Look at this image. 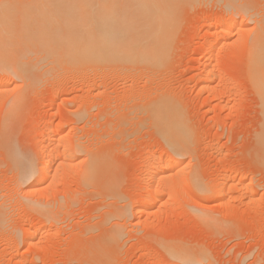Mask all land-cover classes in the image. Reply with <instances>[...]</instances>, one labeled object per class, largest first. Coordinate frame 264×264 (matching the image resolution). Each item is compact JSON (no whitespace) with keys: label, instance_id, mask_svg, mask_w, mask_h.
I'll return each instance as SVG.
<instances>
[{"label":"rangeland","instance_id":"374dc122","mask_svg":"<svg viewBox=\"0 0 264 264\" xmlns=\"http://www.w3.org/2000/svg\"><path fill=\"white\" fill-rule=\"evenodd\" d=\"M16 14L14 46L30 18ZM219 19L235 26L214 39ZM260 26L264 0H181L159 65L31 54L34 78L0 71V264H264V115L248 61ZM160 103L182 113L186 152L166 143ZM33 162L45 174L32 188Z\"/></svg>","mask_w":264,"mask_h":264},{"label":"bare ground","instance_id":"6f19581e","mask_svg":"<svg viewBox=\"0 0 264 264\" xmlns=\"http://www.w3.org/2000/svg\"><path fill=\"white\" fill-rule=\"evenodd\" d=\"M180 1L181 0H35L34 3L27 4L28 6L23 8L18 6L17 3L1 4L0 71L2 74L4 73L6 77L14 76L22 80L34 78L38 73V70L36 71L35 69L36 67L23 65V61L21 62V59H23L22 57L25 59V57L31 54L34 56L37 55L38 57L40 56V60H44L54 67H63L62 65L70 66L85 62L128 65L139 64L152 67L154 65H159L163 58H165L167 46L174 28L175 11ZM20 12L30 17L24 26L28 42L25 41L24 43V41H22L23 43L14 46L10 43L8 38L13 33L14 17L12 16ZM220 22V24L218 23L215 25L217 30L214 32V39L220 34L223 35V33L231 32L235 26L232 23L229 27L225 28L222 26V21ZM258 24L261 25L259 22ZM15 26H17V24ZM259 29L262 31L260 26V28H256L258 33L255 34V36L253 35L254 38L248 55V61L255 90L260 94L261 107L264 115V34L262 33L264 29L262 32ZM256 30H254L255 33ZM211 56H209V58ZM43 63L45 64V62ZM210 75L209 73L208 76ZM205 76L206 77L201 80L202 83L210 81L208 80L209 77L207 74ZM199 83L201 84L200 81ZM199 83H197V85H199ZM154 111L157 115L161 116L159 118L162 120L165 141L169 148L179 154L186 152L189 146L187 143L189 134L181 116L182 113L180 114V111L171 103H160L154 108ZM54 128L56 129V127L49 128V131H52ZM49 131L48 133H50ZM64 149L63 151L65 152L63 153L66 158V154L69 153V151H66V148ZM50 150L51 149H49V151ZM55 152L57 153V150H55ZM50 153H52V151ZM50 157L51 156H49V158ZM172 160L173 161H168L164 164L162 163V165L159 163L161 165V168H159L164 171L181 166L178 160ZM155 161L158 162L157 159ZM150 163L152 164L153 162ZM42 165L41 162H33L31 168L29 167L30 171L26 169L28 166H24L26 167L25 171L29 173V178L27 179L32 180V184H30L32 188L36 184V178L39 175L37 173H42L44 171ZM89 171L90 169L87 168L85 171L86 173L82 174L84 175L83 180H87L84 182H88L91 175L94 176V173L90 175V172L93 170L91 169V171ZM92 179H94V177L91 178V180ZM240 184L241 183H239V185ZM243 187H245V185ZM221 191L223 190L221 189ZM216 192H219V188ZM218 194L219 193H217V195ZM149 196L151 197L150 194ZM174 200L175 199H173V201ZM151 204L153 203H150L149 199L141 202L139 207L140 212L143 214L147 213ZM28 232L29 235L33 231ZM30 236L33 235L30 234ZM177 259L185 264L197 263V259L190 254H180Z\"/></svg>","mask_w":264,"mask_h":264}]
</instances>
